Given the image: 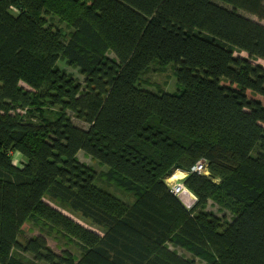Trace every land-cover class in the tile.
Masks as SVG:
<instances>
[{
    "label": "trees",
    "instance_id": "1",
    "mask_svg": "<svg viewBox=\"0 0 264 264\" xmlns=\"http://www.w3.org/2000/svg\"><path fill=\"white\" fill-rule=\"evenodd\" d=\"M239 11L264 0H0V264H264V24ZM170 64L176 93L144 78Z\"/></svg>",
    "mask_w": 264,
    "mask_h": 264
},
{
    "label": "rangeland",
    "instance_id": "2",
    "mask_svg": "<svg viewBox=\"0 0 264 264\" xmlns=\"http://www.w3.org/2000/svg\"><path fill=\"white\" fill-rule=\"evenodd\" d=\"M239 13H242L243 15H245L246 17H248L254 21H258V22L264 24V20H261L259 17L255 16V15H251V14H248V13H245L242 11H239ZM53 21L60 28L64 29L66 33L69 32V28L65 24L58 22L57 18H53ZM110 57L114 58L113 55H110ZM258 62L264 64V62H262V61H258ZM60 67L62 70L66 71L67 73L74 75V77H76L79 82L83 83L84 76L80 73V71L75 66L74 67L69 66L66 62L62 61L60 63ZM144 78L148 79L152 83L156 82L157 85L159 86L160 90H163V91L168 92V93H176L180 89V86L178 85V81H177L176 69H175V66L173 64L168 65L166 67V69H163L160 72H157V73L156 72H149L147 75L144 76ZM144 87L148 88L152 91H155V92L157 91V87L154 85L144 84ZM77 124H80V125L85 127L84 124H81L79 122H77ZM79 157H80V160L82 162L89 164L90 166H92L93 169L97 170V172H101L105 168V166L99 164L97 160L93 159L92 157L86 155L83 152L79 153ZM14 158H15V163L18 164L19 159H20V162L22 163V161H21L22 155L21 154H17V155L15 154ZM179 172L180 171H177L176 173L169 176L168 182H169L170 188L176 182L183 183V180L186 178V176H183L182 172L181 173H179ZM99 183L106 185L111 190H114V187H110V185H107L103 181H99ZM192 195L194 197L193 202H196V196L194 194H192ZM178 198L180 199V197H178ZM181 202L185 206L190 208L189 206H191V205H189V206L186 205L182 200H181ZM208 204L209 205H208L207 210L215 212L218 216H227V218L230 220V222L232 221V216H233L232 212L225 210L224 212L221 213L218 211V208L215 205V203H213L212 201H209ZM50 205L52 207H55L58 210L62 211L65 215L69 216L75 223H77L81 226H84L88 229L94 230L98 233L101 231V229L98 228L97 226L88 224L86 222V220L81 217V215L62 210L61 208L56 207L53 203H50ZM23 230H24V235H23L24 238L26 237L28 239H30L33 236H40V234H42L39 231V227L37 225H35L33 222H28L27 224H25L23 227ZM55 232H58V228L54 229V233ZM76 242H77V239L70 237L69 235H62L60 233L52 234V237L47 238V244H48L49 248L57 255H63V253L65 251L71 252L74 255H79L80 250L78 249L79 247L76 245ZM170 249L173 250L172 247H170ZM178 253H179V255H181V253H184L185 255L190 257V253L187 254L182 249H179ZM26 257L29 259L33 258L31 255H27Z\"/></svg>",
    "mask_w": 264,
    "mask_h": 264
},
{
    "label": "built area",
    "instance_id": "3",
    "mask_svg": "<svg viewBox=\"0 0 264 264\" xmlns=\"http://www.w3.org/2000/svg\"><path fill=\"white\" fill-rule=\"evenodd\" d=\"M191 173H198L201 175H205L208 173V163L205 159L198 161L192 168ZM171 191L186 204L191 205L189 207H192L195 202L194 197L191 194V192L186 188V186L183 183L176 182L171 186Z\"/></svg>",
    "mask_w": 264,
    "mask_h": 264
},
{
    "label": "clouds",
    "instance_id": "4",
    "mask_svg": "<svg viewBox=\"0 0 264 264\" xmlns=\"http://www.w3.org/2000/svg\"><path fill=\"white\" fill-rule=\"evenodd\" d=\"M182 172V171H181ZM190 172H184L183 174H184V176H188V174H189ZM205 176H209V171H208V173L207 174H205ZM189 190V189H188ZM190 191V190H189ZM191 192V191H190ZM191 194H193L192 192H191Z\"/></svg>",
    "mask_w": 264,
    "mask_h": 264
},
{
    "label": "bare ground",
    "instance_id": "5",
    "mask_svg": "<svg viewBox=\"0 0 264 264\" xmlns=\"http://www.w3.org/2000/svg\"><path fill=\"white\" fill-rule=\"evenodd\" d=\"M179 173H181V172H179ZM178 174V173H177ZM183 174V173H182ZM183 176H184V174H183Z\"/></svg>",
    "mask_w": 264,
    "mask_h": 264
},
{
    "label": "crops",
    "instance_id": "6",
    "mask_svg": "<svg viewBox=\"0 0 264 264\" xmlns=\"http://www.w3.org/2000/svg\"><path fill=\"white\" fill-rule=\"evenodd\" d=\"M181 172V171H180ZM182 173H184V172H182Z\"/></svg>",
    "mask_w": 264,
    "mask_h": 264
}]
</instances>
